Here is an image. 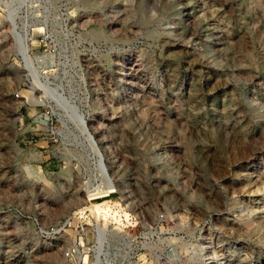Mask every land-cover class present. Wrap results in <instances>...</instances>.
Returning a JSON list of instances; mask_svg holds the SVG:
<instances>
[{
  "label": "rangeland",
  "instance_id": "374dc122",
  "mask_svg": "<svg viewBox=\"0 0 264 264\" xmlns=\"http://www.w3.org/2000/svg\"><path fill=\"white\" fill-rule=\"evenodd\" d=\"M71 105L112 201L168 215L165 264H264V0H0V264H70L41 231L99 184Z\"/></svg>",
  "mask_w": 264,
  "mask_h": 264
},
{
  "label": "built area",
  "instance_id": "2783aa9c",
  "mask_svg": "<svg viewBox=\"0 0 264 264\" xmlns=\"http://www.w3.org/2000/svg\"><path fill=\"white\" fill-rule=\"evenodd\" d=\"M41 35L39 39L35 37L33 39L37 40L38 43H45L43 40L48 39V36L46 34ZM46 51L48 52V50ZM14 96L17 97L18 94H14ZM87 216V220H84ZM144 216L150 217L145 220ZM166 216L168 215L164 210L143 211L141 208L129 204H119L110 206L107 211L102 209L96 215L88 210H76L70 215L67 223H62L61 226H50L41 233L44 237L52 238L66 226L70 227L71 225L75 237L72 238L71 244L62 250L63 258L70 264H94L100 242L103 246L107 244L111 246L112 238L115 240L113 247H109V252L116 253L113 264H117L119 259L122 260L123 264H132L133 262L142 264L146 261L150 262L156 256L161 264H165L168 247L161 250L156 249L155 242L159 240V236L162 234L161 229L166 222ZM88 237L90 238L89 242L84 246L83 241ZM82 252L89 255L88 262L76 260L78 254Z\"/></svg>",
  "mask_w": 264,
  "mask_h": 264
},
{
  "label": "bare ground",
  "instance_id": "6f19581e",
  "mask_svg": "<svg viewBox=\"0 0 264 264\" xmlns=\"http://www.w3.org/2000/svg\"><path fill=\"white\" fill-rule=\"evenodd\" d=\"M13 35H14V38H15L16 43H17L16 45L18 47V49L17 48L16 49L20 53V56L22 58V61H23L24 65H25V67H27V69L30 71V73L34 74L35 71H36L35 68H34L35 58H34V56L33 57L31 56V48H30L31 40L29 39V33L26 32V31L23 34L18 33L16 31L15 25L13 24ZM64 102H66V101L64 100ZM71 109L72 110H70V111H72V113H73L72 117H74V121H73L74 122V126L77 127V130L79 132V136L82 137L84 139V141L89 145L90 150L92 151L94 156L97 158L96 165L99 168V176H97V178H96V179H98L97 181H98L99 184H97L95 182L94 183L95 184V188L91 184V186H90L91 190H90V187H88V189H89L88 191L86 189V197L84 199L85 205H84L83 209H81L79 211L88 210L90 212L92 209L97 210L103 204H108V203H110L112 205H117V201L116 202L112 201V199L114 198L113 192L116 193V188H115L114 184L111 183L112 179L108 175V171H107V168H106V166H105V164L103 162V156L100 153V149H99L94 137L92 136L93 140L95 141L96 146H97V148L99 150L100 157L102 158L104 170L100 166L99 156H98L96 150L94 149L93 145L91 144L89 138L85 135V130H84V127H83V123H84L86 128H87V125H86V121H85L84 115L82 114V112L80 111L78 106L71 105ZM87 130L90 133L88 128H87ZM94 170L96 171L97 169H94ZM96 173H97V171H96ZM88 205H90V207ZM103 210L107 211L108 209L105 208ZM93 215H96V214H93ZM103 248L104 247H102V246H99L97 248V252H96L97 255L95 254L96 255V259H95V263L94 264H103V262H105L106 264L111 263L110 262L111 259H109V256H108L107 252H105ZM85 253L86 252H82L81 254H78L76 260L79 259V260L84 261L85 257H87L85 255ZM101 255H102V257H101ZM112 255H114V254H112ZM118 264H123V263H118Z\"/></svg>",
  "mask_w": 264,
  "mask_h": 264
},
{
  "label": "water",
  "instance_id": "95a60500",
  "mask_svg": "<svg viewBox=\"0 0 264 264\" xmlns=\"http://www.w3.org/2000/svg\"><path fill=\"white\" fill-rule=\"evenodd\" d=\"M83 127H84V130H85V135L89 138L91 144L93 145L94 149L96 150L98 156H99V161H100V166L103 168V162H102V158L100 157V154H99V150L96 146V143L95 141L93 140V137L92 135L88 132L87 128L85 127L84 123H83ZM67 136H69V138L71 139L72 143L75 144V145H81L79 143V140H76L74 137H73V134L70 132V133H67ZM83 147L84 150H86V154H88L87 152V148L84 147L83 145H81ZM104 170V168H103ZM105 172V171H104Z\"/></svg>",
  "mask_w": 264,
  "mask_h": 264
}]
</instances>
